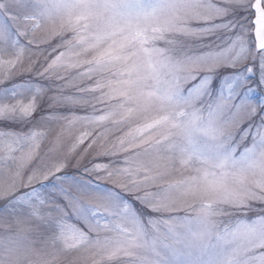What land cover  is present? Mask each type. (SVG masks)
I'll list each match as a JSON object with an SVG mask.
<instances>
[{"label": "snow or ice", "instance_id": "6c2138e0", "mask_svg": "<svg viewBox=\"0 0 264 264\" xmlns=\"http://www.w3.org/2000/svg\"><path fill=\"white\" fill-rule=\"evenodd\" d=\"M82 261L264 264V0H0V264Z\"/></svg>", "mask_w": 264, "mask_h": 264}, {"label": "rangeland", "instance_id": "374dc122", "mask_svg": "<svg viewBox=\"0 0 264 264\" xmlns=\"http://www.w3.org/2000/svg\"><path fill=\"white\" fill-rule=\"evenodd\" d=\"M72 256L84 257V256H86V253H76V252H73L72 253ZM82 264H87V261H82Z\"/></svg>", "mask_w": 264, "mask_h": 264}]
</instances>
